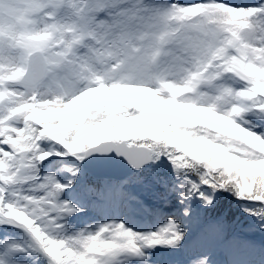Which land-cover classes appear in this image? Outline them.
<instances>
[{"label": "snow or ice", "instance_id": "6c2138e0", "mask_svg": "<svg viewBox=\"0 0 264 264\" xmlns=\"http://www.w3.org/2000/svg\"><path fill=\"white\" fill-rule=\"evenodd\" d=\"M0 264H264V0H0Z\"/></svg>", "mask_w": 264, "mask_h": 264}]
</instances>
